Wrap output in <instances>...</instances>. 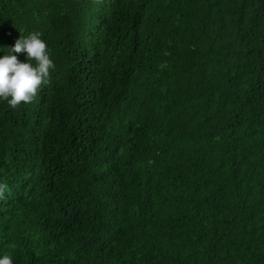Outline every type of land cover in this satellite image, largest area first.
Segmentation results:
<instances>
[{"label":"trees","instance_id":"obj_1","mask_svg":"<svg viewBox=\"0 0 264 264\" xmlns=\"http://www.w3.org/2000/svg\"><path fill=\"white\" fill-rule=\"evenodd\" d=\"M32 32L55 69L0 100V257L264 264V0H0V56Z\"/></svg>","mask_w":264,"mask_h":264},{"label":"clouds","instance_id":"obj_2","mask_svg":"<svg viewBox=\"0 0 264 264\" xmlns=\"http://www.w3.org/2000/svg\"><path fill=\"white\" fill-rule=\"evenodd\" d=\"M41 36L40 32L21 35L14 46L8 47L7 54L0 56V100L6 101L13 109L22 103H32L55 69ZM13 53H26L27 62H21ZM6 191L7 184L0 183V199L4 198ZM0 264H13V260L6 254L0 257Z\"/></svg>","mask_w":264,"mask_h":264}]
</instances>
